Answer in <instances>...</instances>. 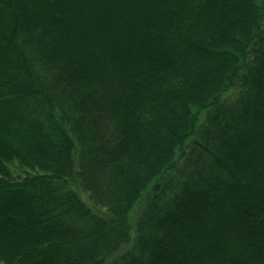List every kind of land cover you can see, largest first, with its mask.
I'll return each mask as SVG.
<instances>
[{
    "label": "trees",
    "instance_id": "trees-1",
    "mask_svg": "<svg viewBox=\"0 0 264 264\" xmlns=\"http://www.w3.org/2000/svg\"><path fill=\"white\" fill-rule=\"evenodd\" d=\"M0 264H264V0H0Z\"/></svg>",
    "mask_w": 264,
    "mask_h": 264
}]
</instances>
